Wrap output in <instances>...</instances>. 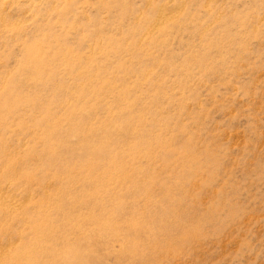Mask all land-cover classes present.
<instances>
[{"label":"rangeland","instance_id":"1","mask_svg":"<svg viewBox=\"0 0 264 264\" xmlns=\"http://www.w3.org/2000/svg\"><path fill=\"white\" fill-rule=\"evenodd\" d=\"M264 264V0H0V264Z\"/></svg>","mask_w":264,"mask_h":264},{"label":"bare ground","instance_id":"2","mask_svg":"<svg viewBox=\"0 0 264 264\" xmlns=\"http://www.w3.org/2000/svg\"><path fill=\"white\" fill-rule=\"evenodd\" d=\"M65 264V263H64Z\"/></svg>","mask_w":264,"mask_h":264}]
</instances>
